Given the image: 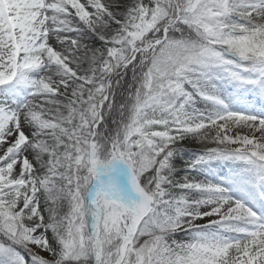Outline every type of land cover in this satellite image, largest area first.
<instances>
[{
  "label": "snow or ice",
  "instance_id": "1",
  "mask_svg": "<svg viewBox=\"0 0 264 264\" xmlns=\"http://www.w3.org/2000/svg\"><path fill=\"white\" fill-rule=\"evenodd\" d=\"M0 264H264V0H0Z\"/></svg>",
  "mask_w": 264,
  "mask_h": 264
},
{
  "label": "rangeland",
  "instance_id": "2",
  "mask_svg": "<svg viewBox=\"0 0 264 264\" xmlns=\"http://www.w3.org/2000/svg\"><path fill=\"white\" fill-rule=\"evenodd\" d=\"M187 147H189V148H194V147H198L197 145H195V144H188V145H186Z\"/></svg>",
  "mask_w": 264,
  "mask_h": 264
}]
</instances>
